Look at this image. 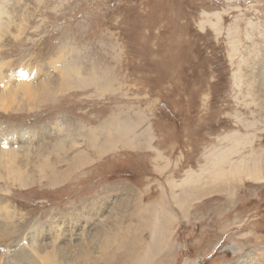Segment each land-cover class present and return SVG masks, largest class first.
Instances as JSON below:
<instances>
[{
    "label": "rangeland",
    "instance_id": "1",
    "mask_svg": "<svg viewBox=\"0 0 264 264\" xmlns=\"http://www.w3.org/2000/svg\"><path fill=\"white\" fill-rule=\"evenodd\" d=\"M3 6L0 70L10 102L0 108V145L19 150L14 167L22 170L17 179L12 172L0 179V225L14 231L7 244L0 239V252L18 255L9 264L22 263L18 243L31 233L55 248L66 240L68 249L93 235L86 250L96 256L107 231L128 237L138 255L148 252L146 264H264V161L263 181L243 175L225 181L226 188L208 178L223 189L184 193L181 207L168 184H178L176 194L191 188L188 174L199 173L233 132L251 136L244 155L252 148L264 155V0H4ZM108 121L128 124L124 142L108 140ZM47 161L54 167L40 168ZM0 173L6 176L7 167ZM159 198L174 217L166 222L171 240L153 253L152 229L136 217L140 208L132 211L143 203L161 213ZM123 253L106 264H117Z\"/></svg>",
    "mask_w": 264,
    "mask_h": 264
},
{
    "label": "bare ground",
    "instance_id": "2",
    "mask_svg": "<svg viewBox=\"0 0 264 264\" xmlns=\"http://www.w3.org/2000/svg\"><path fill=\"white\" fill-rule=\"evenodd\" d=\"M3 2H4V0H0V25L4 24V22L1 18V15L4 13ZM85 81H87V78H85V79L81 78L80 79V82L85 83ZM85 84H83V85H85ZM80 86H82V84ZM9 93H10L9 79L7 77L6 72L3 70H0V108L3 110H7V107L9 106L8 105V103L10 102V100L8 98ZM13 103H14V101H13ZM114 121H115V119H113V122ZM108 123H109L108 126H106V127L104 126L106 129H108V131H110L109 135H108V140H110L112 138L113 139L123 138L122 142H124L126 139L125 137L128 138V129H127L128 124L127 123H125L124 121L123 122H116L117 123L116 125H114L111 121H108ZM133 126L129 125L130 130L134 132ZM247 128H248V126H247ZM99 131H101L100 128H99ZM99 131H98V133H99ZM102 131H103V129H102ZM89 132H90V130H88V133ZM151 133H152V130H150V134ZM113 134H117V135L114 136ZM97 136H99V135H97ZM135 136H136V134H134V137ZM90 137H92V136H90ZM149 138H150V142H151L152 141L151 139H153L152 135L149 136ZM225 138L227 139L228 144L226 146L221 147V148L214 147L211 150V152L209 153V155L206 157L207 162L201 168V171L199 173L191 172L188 174V176L185 180V183L190 184L188 186H190L191 188H185L176 194L175 189L178 187V184H176L172 180L168 181V184L171 185L169 196L171 197L173 195V200H175V202L177 204H179L180 207H181V205L185 204L183 201V194L184 193L186 196L194 197L195 195L198 194L200 197H202L203 195L211 194L212 192H214L217 189H220V190L223 189L222 188L223 185L220 183H215V184L210 185V183H208V181H207L208 178L212 179V183H214L215 180H221V182L225 184L224 187H226V188H230L231 183H225V181H229V182L231 180L234 181V178H237V177L240 178L243 175H244V177L245 176L246 177L251 176L255 180L263 181L262 180L263 176L261 175V169H262L261 163H262V161H264V157H263L264 155L261 152L257 151L256 149H253V148L250 150L249 153H246L248 155H244L242 153L243 148L245 146V143L250 142V141H247L248 136L247 137L242 136L241 133L233 132V134L226 135ZM250 138H251V136H249V139ZM96 139H98V138H96ZM252 139H253V137H252ZM60 145H62V144H60ZM89 145H91V144H89ZM0 146L1 147L3 146L0 149V171H1L2 166L7 167V169H8V174L6 176H4L0 173V179L8 180L7 176L11 172L14 176V179H17V177L20 176L21 172H22L21 168H15L14 167L15 154L18 153L19 150H17L16 147L14 149L13 148L8 149L4 145H0ZM21 146L22 145L19 144V147H21ZM100 148L102 149V147H100ZM100 148H99V151H100ZM101 151H103V150H101ZM158 153H159L158 157L162 158V153L160 151H158ZM236 154H238L240 156L235 159L234 157ZM49 155H51L50 151L47 154H45V157L49 158ZM76 159L78 160L79 157ZM88 161H89L88 158H86L84 161V164L87 163ZM44 166H47L49 169L54 167L48 161L46 163L42 162L40 165V168H43ZM53 178H54V181L57 182V176L55 174H53ZM207 184H209V185H207ZM236 186L237 185H235V182H234L231 189L234 191ZM187 191H189L190 193H187ZM232 194H234V193H232ZM122 197L124 198L123 195H122ZM123 198H122V200L124 202ZM131 201H133V200H131ZM142 202H143V200H140V201L136 200V203L141 204ZM167 202H168L167 199H164V198H161V199L159 198V200L154 202V204H158V206L161 207V209H162L161 213L156 211V208H154L153 206H150V205L145 206V204H143V203H142V205H137L136 208L132 211V213H134L140 208L139 211L136 213L137 214L136 217L139 219L144 218L146 226L148 228L152 229L151 233L153 234L155 247L157 248L156 250L153 249L155 251L153 253H156V252L162 250L165 247V245L167 244L166 241L171 240L170 239V231L168 232V229H167L168 227H167L166 222L170 221V219L172 217H174V214L172 213V210L170 208H168L169 204ZM9 213H10L9 211H6L4 213V217L7 218V214H9ZM12 232H14V231L6 228L4 225H0V239H2L3 243L5 242L7 244L8 242H10V239L12 238V235H13ZM98 232L100 234L102 233L101 230H99ZM116 232H119L118 229L116 230ZM31 234H32L31 238L24 237L25 238L23 240L24 244H22V242L18 243V245L20 244L21 248L24 249L23 261H22V263L20 262V264H24L23 262L26 260H28L30 262V264H106V263L112 262L114 260V255L116 256L117 251L118 250L120 251V249L121 250L124 249V253L122 254L123 258H121L117 262V264H146V262L149 260V258L147 259V257H146L148 252H146V254L143 253L141 256L138 255V252H136L138 246H136L134 242H132V244H130L128 237H126L124 234L118 235V233H117V235L116 234L112 235V233H111L109 236L108 231H107V233L105 232L106 235H104V238L102 241V249L99 250V252L96 256H93L96 253V251L91 250V249L86 250V248H91L94 244V240L92 239L93 235L89 239H87V244H85V245L79 244L78 245V244L74 243V244H71V247H73L74 249H70V248L68 249L65 246L67 243L66 240H64L62 242V244H59L55 248L53 245H51L49 243L40 242L38 239V236H39L38 233L37 234L31 233ZM101 235H103V233ZM17 239L18 238L16 236L15 240H17ZM114 240H115V243L111 244L112 241H114ZM71 241H72V239H71ZM67 245H70V244H67ZM150 245H152V244L149 243L148 246L151 247ZM148 246L146 245V248ZM13 247L14 246L11 245L9 248L13 249ZM112 247L116 248V249H112ZM49 248H50V250H49ZM110 248L112 249L111 252L109 251ZM148 248H147V250H148ZM17 249H19V248H17ZM149 249H152V247ZM232 250H233V252H237V249L235 247H233ZM12 252H13V250L9 251V252H0V256L2 254L6 256L3 260L4 264L8 263L9 260L14 261L18 258V255H16L17 253L15 252L16 253L15 254ZM110 254H113V255H110ZM129 256L132 258H130ZM151 257H152V255H151ZM133 260H134V262H133ZM192 260L193 259L186 260V262H187L186 264H196V263L192 262ZM151 261H152V258H151ZM153 261H155V260H153Z\"/></svg>",
    "mask_w": 264,
    "mask_h": 264
}]
</instances>
